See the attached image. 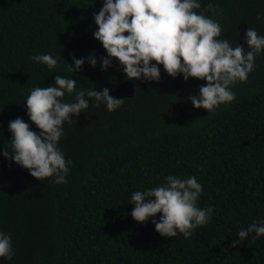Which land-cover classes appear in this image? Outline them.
Instances as JSON below:
<instances>
[{
    "label": "trees",
    "instance_id": "16d2710c",
    "mask_svg": "<svg viewBox=\"0 0 264 264\" xmlns=\"http://www.w3.org/2000/svg\"><path fill=\"white\" fill-rule=\"evenodd\" d=\"M197 2L218 5L204 14L232 47L248 50L242 25L264 36V0ZM101 7L102 0H0V232L11 234L15 253L0 264H264V236L229 246L264 221V51L247 82L231 86L235 100L208 113L188 99L205 80L173 79L162 65L159 83L128 80L116 59L102 71L107 52L93 35ZM93 53L96 67L85 59L69 71L73 56ZM43 54L57 59L55 68L30 59ZM56 75L77 82L65 102L81 90L135 85L134 97L112 112L85 96L89 107L63 124L58 148L72 161L65 184L39 181L3 156L11 155L10 121L22 118L39 133L26 99ZM169 175L194 176L203 186L197 206L213 208L188 239L157 233L152 219L160 214L146 223L131 216L132 193L163 186Z\"/></svg>",
    "mask_w": 264,
    "mask_h": 264
},
{
    "label": "clouds",
    "instance_id": "9594fccd",
    "mask_svg": "<svg viewBox=\"0 0 264 264\" xmlns=\"http://www.w3.org/2000/svg\"><path fill=\"white\" fill-rule=\"evenodd\" d=\"M217 7L208 4L201 9L197 0H102L100 11L93 13L98 26L94 38L107 52V57H100L101 70L106 71L116 59L126 79L159 83L162 65L173 79L182 75L185 81L191 77L207 82L198 95L188 97L196 109L209 113L221 104L231 103L236 98L231 86L247 82L255 67V57L264 51V36L248 27L244 34L247 51L242 44L232 47L228 40L218 39L222 32L220 24L204 14L215 12ZM197 9L201 10L199 14ZM30 59L49 69L57 65V59L49 54ZM85 59L96 67L93 53L87 58L73 56L75 66L69 71L78 72ZM76 84L74 79L56 75L53 85L30 91L25 103L27 115L39 133L31 130L22 118L9 122L12 138L7 147L11 155L5 150L3 156L39 181L55 177V183H67L72 161L65 160L58 142L64 135L63 124L72 123L73 117L85 112L89 99H94L95 107L104 103L109 112L124 104L125 99L114 98L108 88L81 90L75 93V103L65 102V94H72ZM164 180L163 186L132 193L131 216L138 223H146L160 214L159 222L152 219L157 233L188 239L195 229L210 222L213 208L197 206L203 186L194 176L182 179L169 175ZM249 236L252 240L264 236V221H253L247 229H241L239 239L229 246L236 247ZM14 255L11 234L0 232V258L12 260Z\"/></svg>",
    "mask_w": 264,
    "mask_h": 264
},
{
    "label": "water",
    "instance_id": "95a60500",
    "mask_svg": "<svg viewBox=\"0 0 264 264\" xmlns=\"http://www.w3.org/2000/svg\"><path fill=\"white\" fill-rule=\"evenodd\" d=\"M240 30H241V36L243 37L246 30V26L244 25L240 26ZM109 94L114 98H124V99L132 98L135 95V85L130 81L125 82L123 84L118 85L116 89L109 92Z\"/></svg>",
    "mask_w": 264,
    "mask_h": 264
}]
</instances>
